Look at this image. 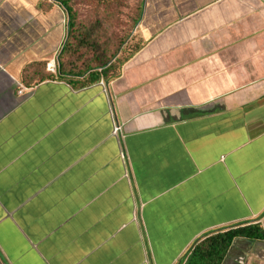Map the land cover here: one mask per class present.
Wrapping results in <instances>:
<instances>
[{"label":"crops","instance_id":"crops-1","mask_svg":"<svg viewBox=\"0 0 264 264\" xmlns=\"http://www.w3.org/2000/svg\"><path fill=\"white\" fill-rule=\"evenodd\" d=\"M49 1L0 0V264H184L264 229V0H144L89 83ZM222 264H264V239Z\"/></svg>","mask_w":264,"mask_h":264},{"label":"trees","instance_id":"trees-1","mask_svg":"<svg viewBox=\"0 0 264 264\" xmlns=\"http://www.w3.org/2000/svg\"><path fill=\"white\" fill-rule=\"evenodd\" d=\"M97 1L102 4L109 2V0ZM55 4H60L68 13V34L61 52L62 72L71 77H82L87 74L83 82L94 81L97 79L95 77L97 69L104 70L126 40L115 32L116 24L113 23V19L99 15L95 21H78L70 0L48 2L49 8ZM237 237L263 240L264 229L258 223H251L214 231L197 239L183 256V262L184 264H222Z\"/></svg>","mask_w":264,"mask_h":264},{"label":"rangeland","instance_id":"rangeland-1","mask_svg":"<svg viewBox=\"0 0 264 264\" xmlns=\"http://www.w3.org/2000/svg\"><path fill=\"white\" fill-rule=\"evenodd\" d=\"M52 1L55 2V0ZM143 1L144 0H109L106 4H102L97 0H70V4L78 21H95L99 15L113 19V23L116 24L115 32L119 36L124 37L128 42L127 49L129 53H132L138 42L137 34H134V32ZM101 6H105L106 8H102ZM66 16L68 21L67 12Z\"/></svg>","mask_w":264,"mask_h":264},{"label":"built area","instance_id":"built-area-1","mask_svg":"<svg viewBox=\"0 0 264 264\" xmlns=\"http://www.w3.org/2000/svg\"><path fill=\"white\" fill-rule=\"evenodd\" d=\"M25 89H26V88H25L24 86H21V87L19 88V93L22 94V93L25 91Z\"/></svg>","mask_w":264,"mask_h":264}]
</instances>
